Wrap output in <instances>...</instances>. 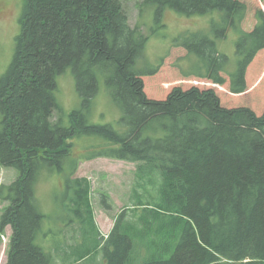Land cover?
<instances>
[{
  "label": "trees",
  "instance_id": "trees-1",
  "mask_svg": "<svg viewBox=\"0 0 264 264\" xmlns=\"http://www.w3.org/2000/svg\"><path fill=\"white\" fill-rule=\"evenodd\" d=\"M152 7L157 19L166 9L212 16L208 27L184 31L173 46L186 51L188 63H175L182 76L215 87L167 88V56L139 67L149 37L130 24L122 0L24 1L14 58L0 76V164L18 172L0 186L7 202L0 242L12 227L8 264H60L59 257L82 264L100 247L106 264H264V81L249 91L261 73L264 10L255 0L139 2L141 13ZM232 31L236 64L219 46ZM69 68L82 107L66 115L57 91ZM102 78L123 113L120 129L90 120ZM78 136L105 143L77 156ZM99 157L137 163L138 186L155 200L131 209L134 219L123 211L107 236L96 227L90 183L77 176L81 158ZM46 172L58 173L66 191L65 226L76 242L70 253L64 243L51 250L38 243L46 215L36 186ZM90 233L96 247L86 252Z\"/></svg>",
  "mask_w": 264,
  "mask_h": 264
},
{
  "label": "rangeland",
  "instance_id": "rangeland-1",
  "mask_svg": "<svg viewBox=\"0 0 264 264\" xmlns=\"http://www.w3.org/2000/svg\"><path fill=\"white\" fill-rule=\"evenodd\" d=\"M25 0H0V76L10 66L15 53L16 39L20 33V18L22 16ZM141 0H122L125 10L129 15V21L132 26L141 24L142 30L149 37L144 49L143 57L138 61L139 67L157 66L165 59L166 69L171 71L172 78L165 81L164 85L169 88L177 84H190L215 87L212 82L196 77L185 78L175 63L186 65L188 61L182 57L186 51L179 47H174L175 38L184 31L203 29L210 25L212 16L193 15L187 16L173 9H166L163 16L157 19L154 7L141 13L139 2ZM256 9L264 10V1L255 0ZM255 10L250 12L244 22L248 29L252 28L255 22ZM235 33H228V37L219 41L220 50L227 53L232 64H236V44ZM167 63V65L165 64ZM261 73L255 83L251 85L249 91H255L256 87L264 81V52L262 54ZM57 99L63 112L69 115L72 111L82 107V97L80 96L76 80L72 69L69 68L65 73L58 76ZM230 96L240 97L233 94L227 86H216ZM248 91V92H249ZM247 94V93H246ZM121 109L115 104L112 96L108 93L106 82L102 78L101 89L95 97L93 107L90 112V120L95 124H112L114 128H121ZM55 114V119L57 118ZM73 140V151L77 156H83L92 146L98 149L105 140L99 136H78ZM90 183V203L94 215L96 227L107 236L114 227L119 214L123 211L128 212L131 219H134L133 208H141L140 204L154 206L155 200L145 195L141 187L138 186L137 163L118 160L107 157L95 159H83L78 170ZM77 174V176H79ZM18 172L0 164V186L9 185L16 180ZM62 179L58 173H44L36 186L37 205L46 215L43 220V228L38 237V243L51 250L55 244L64 243L68 253L75 249L76 242L72 238L75 235L71 227L65 226L68 222V213L64 208L67 201L66 191L62 186ZM139 193H142L140 196ZM150 192L153 189L150 188ZM7 202L0 200V215ZM140 211V210H139ZM133 216V217H132ZM74 226V225H73ZM75 227V226H74ZM70 228V230H68ZM70 233V234H69ZM0 242V264H8V248L12 240V227L7 226L1 235ZM93 240V241H91ZM89 241H91L89 243ZM97 236L88 234L87 243L84 245L86 252L94 250L96 247ZM54 248V247H53ZM82 248V249H83ZM64 254L63 252H61ZM59 257V256H58ZM60 262L61 257H59ZM66 258V257H65ZM67 259V258H66ZM59 262V263H60ZM60 263V264H61ZM64 264V263H62ZM82 264H106L104 250L98 248L90 257L84 260Z\"/></svg>",
  "mask_w": 264,
  "mask_h": 264
},
{
  "label": "crops",
  "instance_id": "crops-1",
  "mask_svg": "<svg viewBox=\"0 0 264 264\" xmlns=\"http://www.w3.org/2000/svg\"><path fill=\"white\" fill-rule=\"evenodd\" d=\"M77 174H79V172H77ZM78 177H82V178H85V177H83V175H80V174H79V176H78Z\"/></svg>",
  "mask_w": 264,
  "mask_h": 264
},
{
  "label": "bare ground",
  "instance_id": "bare-ground-1",
  "mask_svg": "<svg viewBox=\"0 0 264 264\" xmlns=\"http://www.w3.org/2000/svg\"><path fill=\"white\" fill-rule=\"evenodd\" d=\"M84 192V191H83ZM85 193V192H84ZM129 234V233H128Z\"/></svg>",
  "mask_w": 264,
  "mask_h": 264
}]
</instances>
